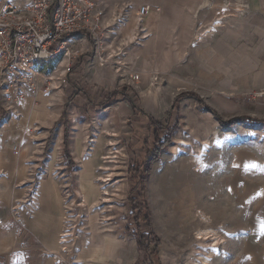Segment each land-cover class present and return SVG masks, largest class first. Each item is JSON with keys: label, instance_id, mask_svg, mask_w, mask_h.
Wrapping results in <instances>:
<instances>
[{"label": "rangeland", "instance_id": "1", "mask_svg": "<svg viewBox=\"0 0 264 264\" xmlns=\"http://www.w3.org/2000/svg\"><path fill=\"white\" fill-rule=\"evenodd\" d=\"M99 2L105 11L96 42L86 32L67 41L72 51L78 52L77 68L68 75L66 59L58 56L48 64L36 65L43 76L53 81L48 91L44 92L45 87H37L36 91L26 87L28 97L50 98L46 106L43 103L32 106V112L42 110L43 114L47 107L52 116L61 115L53 124L48 121L30 126L26 132L30 146L27 165L32 181L20 185L31 188L17 208L24 210L25 216L30 215L37 208L39 181L56 180L64 191L65 218L60 240L65 241L56 251L24 233L19 245L0 256V264H45L47 260V264H85V252L95 247H103L102 256H107L97 259L98 264H135L142 257V250L127 232V228L136 230L134 220L138 214L130 202L137 198V191L128 167L139 152L138 138L141 134L149 136V132L145 131L144 120L132 117L125 100L100 109L106 93L124 87L130 89L128 93L135 97L136 105L157 121L173 122L176 118L179 121L172 144L152 166L145 186L152 228L161 242V264H189L191 255L186 240L194 244L196 238L195 233L182 234L183 218L176 211V203L166 200L164 205L160 200L161 196L170 197V182L177 178L189 181L188 190L197 199L195 207L209 213L210 219L200 226V231L210 232L209 237L204 245L194 244L204 249L197 257L201 264H264V123H239L224 129L211 112L199 106L194 96H184L174 105L179 94L192 93L223 121L236 117L264 121V97L258 96L263 88L246 92L243 87L218 86L207 79L188 80L185 79L188 75L197 74L190 64H185L182 72L176 70L175 64L171 68L175 61H163L160 51L151 60L141 56L137 52L144 48L147 36L139 34L137 10L145 3L158 5L138 0ZM175 7L171 6L174 13ZM64 72H67L66 87L61 84ZM6 88L7 82L0 81V105L4 106L3 111L8 110L0 122L18 121L19 105L10 107L12 94L6 93ZM25 101L20 106L21 112ZM67 103L66 115L61 118ZM42 114L37 119H42ZM21 118L27 120L26 114ZM65 130L69 159L63 152ZM203 147L206 154L194 158ZM97 149H101V159L99 165L94 164L92 180L103 199L87 208L81 196L80 178ZM191 158L195 168L188 169ZM231 181L234 183L230 185ZM43 183L38 197L40 211L45 206L41 201ZM164 211L167 224L179 229L175 237L167 236L164 231L167 228L161 226ZM47 213L52 215V210ZM104 239H114L119 244L115 254L107 252Z\"/></svg>", "mask_w": 264, "mask_h": 264}, {"label": "crops", "instance_id": "2", "mask_svg": "<svg viewBox=\"0 0 264 264\" xmlns=\"http://www.w3.org/2000/svg\"><path fill=\"white\" fill-rule=\"evenodd\" d=\"M139 1L153 2L159 8L143 4L151 8L145 20L138 21L139 34L142 32L147 36L146 44L138 54L151 60L156 51H160L163 61H175L171 68L175 64L176 70L182 72L184 65L190 64L197 74L188 75L185 78L188 80L207 79L218 86H240L246 92L264 88V0ZM173 4L176 5L175 13L171 9ZM44 98L38 100L27 95L25 100L31 99L27 120L21 118L20 106L24 100L18 107L20 118L17 122H0V256L7 255L12 247L19 245L24 233L50 248L63 230L62 211L55 206L56 197L50 191L49 181L46 182L48 178L39 181L36 210L25 216L26 212L17 208L31 188H20V185L32 181L27 165L30 146L26 132L30 126L48 121L53 124L61 115L52 116L44 107L42 119H37L39 111H43L32 112L31 107L38 103L46 106L50 98ZM30 118L35 119L30 121ZM13 147L18 150L13 151ZM42 182H45L41 200L42 206L45 203L44 211L38 208ZM52 182L62 197L64 191L56 180ZM228 189L231 191L230 185ZM50 210L52 215L47 213ZM94 264L98 262L95 260Z\"/></svg>", "mask_w": 264, "mask_h": 264}, {"label": "built area", "instance_id": "3", "mask_svg": "<svg viewBox=\"0 0 264 264\" xmlns=\"http://www.w3.org/2000/svg\"><path fill=\"white\" fill-rule=\"evenodd\" d=\"M150 6L141 5L136 19L143 22ZM104 8L97 0H0V81L7 82L10 107L27 97V88L49 90L50 81L39 72L38 64H48L58 56L67 61V70L79 58L67 41L87 33L96 42L101 33ZM67 72L61 76L67 85ZM6 84V83H5ZM264 97V88L259 91ZM0 105V118L4 112ZM13 147V151H17Z\"/></svg>", "mask_w": 264, "mask_h": 264}, {"label": "trees", "instance_id": "4", "mask_svg": "<svg viewBox=\"0 0 264 264\" xmlns=\"http://www.w3.org/2000/svg\"><path fill=\"white\" fill-rule=\"evenodd\" d=\"M80 59L75 60V65L73 64L68 71V75L71 73L73 68H77ZM75 84V83H74ZM128 88L124 87L121 89H115L105 94L102 102L100 103V109L111 106L112 104L120 101H127L130 105L132 111V117H137L146 122L145 131L149 132V136L144 137L143 134L138 138L137 144L140 142V149L136 156L133 158L131 165L128 167V172L131 181L135 184L134 190L137 191V198L131 199V206L135 208L138 212L137 217H135L136 230L132 231L127 228L129 236L134 237L136 246L141 249L143 255L140 259L136 260L135 264H161L159 251L161 249V242L157 235L154 233L152 228V217L149 211L148 204L146 202V190L145 186L147 184L149 175L151 173L152 166L158 162L161 155L164 154L167 148L172 144L173 134L179 127V121L177 118L170 122L166 120L165 122L157 121L152 116L148 115L143 109H140L135 101L133 95H129ZM184 96H194L197 99L199 106L204 107L209 112H211L217 119L219 125L224 128H232L236 124H262L264 121H259L257 119H250L247 117H236L228 121H223L217 115V113L205 106L202 100L192 93H181L177 96L174 101V105L179 101L180 98ZM69 104L67 103L64 107L61 118H64ZM174 109V106L172 110ZM68 146V135L65 130L64 141H63V152L65 157L69 159L67 153ZM72 164V163H70ZM142 223V226L140 225Z\"/></svg>", "mask_w": 264, "mask_h": 264}, {"label": "bare ground", "instance_id": "5", "mask_svg": "<svg viewBox=\"0 0 264 264\" xmlns=\"http://www.w3.org/2000/svg\"><path fill=\"white\" fill-rule=\"evenodd\" d=\"M29 107H30V102L28 100L24 103V105L22 107V112L24 115L27 114ZM37 113L38 112H36V114ZM39 113H40L39 114V116H40L42 114V112L39 111ZM15 122H17V121L15 120ZM181 144L186 145L184 143H181ZM203 145L206 146L205 143H203ZM205 150H206V148L203 147L202 150L198 151V153L194 156V158H200V156L202 154H206ZM100 156H101V149L95 150V153L93 154L92 160L90 161L89 168H88V164H85L84 171L81 174V178H80L81 196H82L83 202L85 203L87 208H90V207H93L94 205L100 204L101 200L103 199V197L101 196L100 189H99L98 185L96 183H94L92 180V178L95 177L94 164L99 165V163H100L99 160L101 159V158H99ZM194 158H191V162H190V165L188 166V169L189 168H195L194 165L192 164V161L194 160ZM196 166H198V165H196ZM186 174H188V173H186ZM185 176H187V175H185ZM191 176H193V175H191ZM232 183H234V182L231 181L230 185ZM49 187H50V191L52 192V195H54L56 197L55 206L59 207V209H61V211H62L61 220H64L65 215H64L63 205H62L63 199L57 193L56 186L52 182L51 179L49 180ZM188 189H191L190 183L188 180H186V179L180 180L178 178L173 179L170 182V185L168 188V191L170 193L169 194L170 197L167 196L166 198H164L163 196H161L163 199L161 198L160 200L163 201L164 205L167 203L166 200L167 201L171 200V201H174L173 203H176V206L178 208V210H176V211H178L180 213V215H182V218H183L182 219L183 223H181L182 234L189 235L191 233H195L196 238H195L194 244L196 243L197 245L200 246V245L205 244V241L207 240V238L209 237V234H210V232H208V231H200V226L202 225V222L203 221L206 222V221H208V219H210V218H208L209 216L207 217V214H209V213H205V211L199 210V208L197 209L195 207L197 205V199L192 196V192H189L190 190H188ZM172 193H175V195H173ZM47 199H49V198H47ZM45 201H46V199H45ZM161 219H162L161 220V226L167 228L166 230H164L165 234L167 236L173 235L175 237L178 234L179 229L174 228V226H170L167 224L165 211H164L163 217H161ZM60 224H61V221H60ZM60 237H61V235L54 242V244L51 245L50 249L57 251L60 248V243L65 241L63 239L60 240ZM104 240L106 241V243H107L106 245L108 246L107 252L110 251L111 254H115L119 244L114 239H104ZM186 243L189 245L190 255H191L189 258L190 263L188 261L187 262L189 264H194L195 262H197L198 264L203 263V262H200V259L197 257H198V255H201L200 252H203L204 249H201L199 247H194L195 245L190 240H186ZM107 252L105 254H107ZM103 254H104V248L103 247H95V248L88 249L85 252L84 257H83L86 260L85 264H94L95 260L103 259V256H102ZM188 254H189V252H188Z\"/></svg>", "mask_w": 264, "mask_h": 264}]
</instances>
